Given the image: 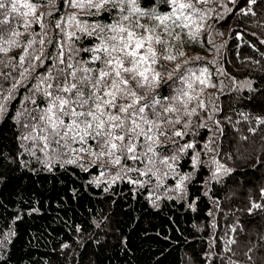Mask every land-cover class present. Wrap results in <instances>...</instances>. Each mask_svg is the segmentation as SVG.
Listing matches in <instances>:
<instances>
[{"label":"trees","instance_id":"obj_1","mask_svg":"<svg viewBox=\"0 0 264 264\" xmlns=\"http://www.w3.org/2000/svg\"><path fill=\"white\" fill-rule=\"evenodd\" d=\"M209 6L215 11L197 38L182 34L177 43L185 53L177 63L207 67L215 85L203 93L214 99L212 119L185 137L199 141L195 166L181 154L171 170L115 178L116 169L87 158L81 167L32 156L19 147L13 119L28 93L21 88L8 103L0 114V264H264V208L249 211L264 205V125L256 119L264 116V3L251 5L256 15L240 11L247 0ZM150 10L171 8L156 0ZM209 141L215 151L203 147ZM213 159L230 171L214 178Z\"/></svg>","mask_w":264,"mask_h":264},{"label":"snow or ice","instance_id":"obj_2","mask_svg":"<svg viewBox=\"0 0 264 264\" xmlns=\"http://www.w3.org/2000/svg\"><path fill=\"white\" fill-rule=\"evenodd\" d=\"M155 2L0 0V64L11 69L0 71V114L21 88L28 93L13 117L20 148L81 167L87 158L98 169H116L115 178L156 175L161 165L171 170L181 154L200 163L199 141L185 137L207 127L205 117L212 119L214 99L203 93L215 85L207 67L177 63L185 55L177 43L182 34L197 38L217 0H164L168 13L150 10ZM255 4L247 0L240 11L256 15ZM4 82H10L7 89ZM256 119L264 125V116ZM209 143L203 147L215 151ZM212 163L214 178L230 171Z\"/></svg>","mask_w":264,"mask_h":264},{"label":"rangeland","instance_id":"obj_3","mask_svg":"<svg viewBox=\"0 0 264 264\" xmlns=\"http://www.w3.org/2000/svg\"><path fill=\"white\" fill-rule=\"evenodd\" d=\"M5 59H7V58H5ZM6 70H7V68L4 65L0 64V71H6ZM171 194L177 195V194H179V192L173 191Z\"/></svg>","mask_w":264,"mask_h":264}]
</instances>
